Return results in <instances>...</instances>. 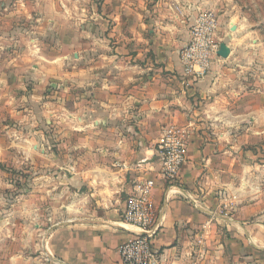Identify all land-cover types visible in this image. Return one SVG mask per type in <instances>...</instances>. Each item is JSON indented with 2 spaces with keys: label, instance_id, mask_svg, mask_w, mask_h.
<instances>
[{
  "label": "crops",
  "instance_id": "crops-1",
  "mask_svg": "<svg viewBox=\"0 0 264 264\" xmlns=\"http://www.w3.org/2000/svg\"><path fill=\"white\" fill-rule=\"evenodd\" d=\"M101 7V13L87 16L85 30L70 29L91 43L86 61L73 64L69 81L74 92L86 94H76L71 110L75 126L67 133L73 139L65 141L71 151L69 178L55 172L44 179L42 199L57 215L42 246L45 259L122 264L120 245L140 234L121 220L138 179L155 183L150 202L158 232L152 246L163 264L234 256L246 264L264 255V210L251 205L263 190L244 184L264 182V72L260 79L252 76L264 67L254 62L252 30L238 14V3L104 0ZM206 12L216 17L220 33L207 72L195 79L185 74L179 51ZM61 31L55 25L49 36L60 38ZM97 37L116 47L96 48ZM40 61L44 67L45 59ZM179 79L192 88L184 89ZM170 124L183 130L186 146L173 184L160 177L155 156ZM245 213L250 217L244 219ZM252 217L256 220L248 221Z\"/></svg>",
  "mask_w": 264,
  "mask_h": 264
},
{
  "label": "rangeland",
  "instance_id": "rangeland-1",
  "mask_svg": "<svg viewBox=\"0 0 264 264\" xmlns=\"http://www.w3.org/2000/svg\"><path fill=\"white\" fill-rule=\"evenodd\" d=\"M235 1L238 14L247 19L245 26L252 30L249 42L254 62L264 67V0ZM103 2L0 0V264H51L42 246L52 232V217L57 215L45 206L43 184L45 176L48 179L55 172L69 178L71 151L65 141L73 139L67 133L75 126L71 110L77 104L76 94H86L74 92L69 81L76 72L73 64L86 61L91 44L90 39L76 37L70 29L85 30L87 16L92 11L101 13ZM55 25L62 30L60 38L49 36ZM199 28L198 21L190 27V39L179 51L180 62L181 52ZM94 42L98 49L103 44L116 47L115 43L103 42L102 37ZM58 44L60 51L55 49ZM42 59L46 61L44 67ZM262 72L256 69L253 79H260ZM180 83L184 89L192 88L186 82ZM82 99L89 100L86 96ZM244 184L263 190L257 192L259 197L255 196L251 205L253 210H264V182ZM244 215L247 219L251 214ZM255 220L252 217L248 221ZM222 238L226 240L225 234ZM259 256L246 264H264V255ZM239 257L203 264H238Z\"/></svg>",
  "mask_w": 264,
  "mask_h": 264
},
{
  "label": "built area",
  "instance_id": "built-area-1",
  "mask_svg": "<svg viewBox=\"0 0 264 264\" xmlns=\"http://www.w3.org/2000/svg\"><path fill=\"white\" fill-rule=\"evenodd\" d=\"M197 21L201 28L194 30L192 42L181 52L185 74L195 79L207 72L208 57L216 44L214 36L218 26L216 17L208 12L201 14ZM185 155L183 130L172 124L163 128L161 138L155 145L160 177L173 184L185 162ZM154 186L152 179H138L124 202L122 223L140 231V234L120 245L118 252L122 264H163L162 256L152 246L158 232L154 229L155 214L150 202ZM228 206L231 208L232 205L224 206L218 214L224 215Z\"/></svg>",
  "mask_w": 264,
  "mask_h": 264
},
{
  "label": "water",
  "instance_id": "water-1",
  "mask_svg": "<svg viewBox=\"0 0 264 264\" xmlns=\"http://www.w3.org/2000/svg\"><path fill=\"white\" fill-rule=\"evenodd\" d=\"M221 49H223V48L221 47Z\"/></svg>",
  "mask_w": 264,
  "mask_h": 264
}]
</instances>
